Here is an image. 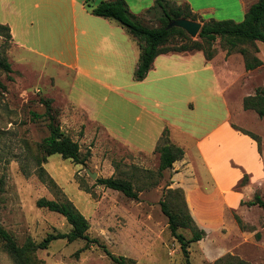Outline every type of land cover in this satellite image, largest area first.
Masks as SVG:
<instances>
[{
	"label": "crops",
	"instance_id": "obj_1",
	"mask_svg": "<svg viewBox=\"0 0 264 264\" xmlns=\"http://www.w3.org/2000/svg\"><path fill=\"white\" fill-rule=\"evenodd\" d=\"M103 1L109 0H0V24L10 27L23 62L28 55L30 64L33 58L73 72L65 103L132 152L153 155L168 129L171 143L185 155L166 171L197 226H227L253 239L236 216L246 229L264 231V209L247 205L257 195L264 201V134L246 125L248 118L257 125L264 119L243 107L245 97L264 87L263 77L247 78L260 76L263 59L257 53L263 64L247 70L241 53L220 52L208 60L201 51L169 52L137 81L139 43L118 22L92 13ZM125 1L139 17L156 2ZM169 1L189 4L205 20L242 22L258 0ZM242 131L258 136L260 145ZM259 244L264 246V233Z\"/></svg>",
	"mask_w": 264,
	"mask_h": 264
},
{
	"label": "rangeland",
	"instance_id": "obj_2",
	"mask_svg": "<svg viewBox=\"0 0 264 264\" xmlns=\"http://www.w3.org/2000/svg\"><path fill=\"white\" fill-rule=\"evenodd\" d=\"M159 16L157 11L140 17L149 27H159ZM192 21L203 25L208 20L199 16ZM258 47V56L264 61V45L258 43ZM248 48L255 51L252 46ZM213 49L216 55L225 52L220 39ZM23 56L11 40L0 36V58H6L13 69L12 73L0 69L4 85L0 88V227L19 246L28 241L38 244L49 234L70 233L72 227L65 217L37 206L40 198L69 200L89 220L88 235L99 239L112 254L124 256L134 264H183L181 245L171 234L168 217L160 204L169 200L168 192L172 189L171 172L159 173L160 155L132 152L69 107L63 93L73 82V72L33 58L30 64L28 55L23 62ZM259 77L264 78V68L260 76L247 78L255 81ZM42 98L53 100L61 129L79 143L81 158L86 159L81 164L60 155L48 156L43 167L54 183L43 181L37 170V159L43 154L41 144L50 135ZM117 106L118 114H122V104ZM246 125L258 127L264 134L263 124L257 125L248 118ZM111 176L131 180L139 199L96 183L98 178ZM241 229L252 233L253 239L248 240L243 232H232L227 226L205 231L203 239L190 244V260L194 264H209L232 256L249 264H264V246L259 244L264 231L258 233L243 225ZM179 232L187 239L193 236L190 228H180ZM28 263L116 264L102 247L93 243L87 246L83 239L55 240L47 249L30 255ZM0 264H16L1 239Z\"/></svg>",
	"mask_w": 264,
	"mask_h": 264
},
{
	"label": "trees",
	"instance_id": "obj_3",
	"mask_svg": "<svg viewBox=\"0 0 264 264\" xmlns=\"http://www.w3.org/2000/svg\"><path fill=\"white\" fill-rule=\"evenodd\" d=\"M159 11V27H149L144 24L141 17L133 14L125 0L103 1L92 9V13L99 17L114 20L122 25L134 38L137 39L141 54L138 68L135 72V79L142 81L150 71L155 59L169 52H197L204 53L208 60L216 56L213 44L220 39L221 47L227 51V55L241 53L245 60L247 70H254L260 67L263 62L256 55L259 53L258 43L264 45V0L254 3L245 15L242 22L234 20H215L203 21L201 31L197 39H193L184 29L179 27L169 28L172 21L185 18L196 20L199 16L195 14L189 4H178L169 0H156L155 5L148 9L146 13ZM11 40V30L7 25L0 24V36ZM248 46H252L255 51H250ZM0 69L7 73H12V65L6 58H0ZM4 85L0 80V88ZM52 99H41V103L46 107V115L49 117L50 135L41 144L42 156L37 159L39 177L43 181L54 183L47 173L43 164L48 156L60 155L63 159H70L76 163H85V158H81L80 145L77 141L68 136L60 127L58 121V111L52 107ZM243 107L245 110L255 111L260 118L264 119V87H259L255 95L244 98ZM258 141V136L242 131ZM156 153L160 155L159 173L163 174L173 167V164L182 159L185 155L184 150L171 143L169 130L165 129L156 147ZM248 177L243 180L246 183ZM97 184L106 188L123 193L125 196L138 200L139 192L135 189L131 180L116 178H98ZM169 200L161 201L164 214L168 217L171 234L178 240L181 250L185 256L183 264H194L190 260V244L203 239L205 231L200 229L193 219L188 208L184 193L181 189H170ZM173 195V197H171ZM180 199V200H179ZM175 201V203H174ZM181 201V202H180ZM183 206H182V204ZM249 206L259 205L264 209V201L257 195L255 200L247 203ZM39 208L47 209L66 218L71 225L70 233L49 234L42 242L36 244L28 241L25 245L19 246L13 236L5 229L0 227V239L6 243L7 250L13 257L16 264H29L30 255L38 249H47L50 244L59 239H67L74 242L79 239L86 240L87 246L96 244L104 249L106 254L116 264H134L124 256L112 254L99 239H92L88 235L90 229L89 220L82 214L72 201H56L47 198H40L37 201ZM236 220L242 227V220L236 216ZM180 228H190L193 236L187 239L179 232ZM209 264H249L248 262L227 256Z\"/></svg>",
	"mask_w": 264,
	"mask_h": 264
},
{
	"label": "water",
	"instance_id": "obj_4",
	"mask_svg": "<svg viewBox=\"0 0 264 264\" xmlns=\"http://www.w3.org/2000/svg\"><path fill=\"white\" fill-rule=\"evenodd\" d=\"M179 27L184 29L193 39H196L201 31L202 25L195 21L181 18L174 20L170 23L169 28ZM93 178H97L96 174H93Z\"/></svg>",
	"mask_w": 264,
	"mask_h": 264
}]
</instances>
